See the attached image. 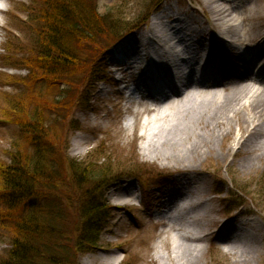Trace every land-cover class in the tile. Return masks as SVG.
Returning <instances> with one entry per match:
<instances>
[{
    "label": "bare ground",
    "instance_id": "6f19581e",
    "mask_svg": "<svg viewBox=\"0 0 264 264\" xmlns=\"http://www.w3.org/2000/svg\"><path fill=\"white\" fill-rule=\"evenodd\" d=\"M5 2L0 0V28L1 15L8 12ZM200 2L166 3L146 27L124 36L111 61L122 74L123 88L134 85L126 92L137 103L134 118L153 113L160 100L168 101L163 123L148 137L143 151L177 170L159 199L162 210H167L156 221L178 230L180 236V243L166 252V264H196L200 252L196 242L211 235L236 261L246 263L261 253L263 228L254 217L239 212L212 232L213 198L196 166L215 154L219 142L221 161L231 151V162L241 169L264 165V5L257 0ZM32 4L33 0L18 4L28 16L27 26L32 24L28 22ZM11 44L17 45L11 48L15 55L26 46L20 40ZM233 130L236 137L227 144ZM80 143L78 139L76 146ZM114 191L112 198L119 206L134 196L129 184ZM118 260L115 256L109 264Z\"/></svg>",
    "mask_w": 264,
    "mask_h": 264
},
{
    "label": "trees",
    "instance_id": "16d2710c",
    "mask_svg": "<svg viewBox=\"0 0 264 264\" xmlns=\"http://www.w3.org/2000/svg\"><path fill=\"white\" fill-rule=\"evenodd\" d=\"M31 10L27 29L32 40L20 49L21 56L11 51L17 45L7 46L9 57L28 69L18 79L27 93L5 92L0 108V119L14 124L19 135L16 152H8L10 161L0 162V229L12 236L4 264H78L79 254L97 245L106 216L105 190L125 175L138 176L142 184L153 175L71 159L67 130L55 133V126L62 111L89 101L81 88L96 76V60L135 26L111 22L107 13L97 12L96 0H33ZM36 82L45 94L32 93ZM59 86L64 89L53 93ZM47 112L57 118L46 120ZM33 144L29 154L27 147ZM47 196L52 199L49 211L36 212L39 200Z\"/></svg>",
    "mask_w": 264,
    "mask_h": 264
},
{
    "label": "rangeland",
    "instance_id": "374dc122",
    "mask_svg": "<svg viewBox=\"0 0 264 264\" xmlns=\"http://www.w3.org/2000/svg\"><path fill=\"white\" fill-rule=\"evenodd\" d=\"M30 1L15 0V3L13 0H6L3 4L8 12L1 15L4 27L0 28V79L6 78L11 82L0 81V108L4 92L14 95L27 93L22 82H18V79L25 77L26 68L18 69L19 71L11 68L15 67L13 64L20 63V61L9 56L2 57V46L5 45L8 36L13 39V42L20 40L27 44L29 40H32L27 25L24 23L28 16L25 12L24 14L20 12V5H18L21 2L29 3ZM96 1L97 12L107 13V19L111 22L119 19L127 24L131 23L130 26L138 25L137 21L147 16L149 23L151 16L162 9L166 3L173 5H177V3L189 5L194 1L201 3L200 0ZM159 1L161 2L158 7L154 9V4ZM257 1L264 5V0ZM238 10L240 11V9ZM198 17L200 20L203 19L202 16ZM32 21L34 20L32 19ZM99 65L106 72V77L102 81L96 82L94 76H90L87 78L88 81L86 80L87 83L85 81L81 88V91L85 88L86 93L89 91L88 107L78 104L69 113L62 111L59 118L51 112H47L45 118L48 121L58 119L59 126H55V133H64L67 130L69 158L81 162L88 158L94 166L119 167L125 172H134L135 174L143 171L147 176L153 175V177L145 184L132 179L134 196L128 199L126 207L116 205L112 194L118 186L126 184L127 178L113 183L104 192L103 199L107 205L106 219L99 233L97 245L91 251L79 254L78 264H109L115 256L119 258L118 264H166L164 259L166 252L180 243V236L178 230L170 226L165 227L162 225L163 222L156 223V221L159 219L158 214L167 210V208L162 210L159 199L166 192V187L172 182V175L177 173V170L174 165L167 164L161 158L154 159L153 154L144 155L143 151L148 137L153 136L154 133L157 134L160 129L164 120L161 117L164 116L163 112L168 107V101L160 100L157 105H154L156 110L153 113H139L134 118L137 103L128 99L125 94H121L120 87L114 84L112 77L114 64L110 57H107ZM43 88L42 83L36 82L33 85L32 93L42 92L45 94V88ZM60 89L62 90L64 87H55L52 91L54 93ZM83 97L85 96L83 95ZM148 99L150 103H153L154 100ZM46 100H50V98ZM32 109L33 107H30L29 112ZM141 109L139 107V110ZM71 119L74 120L72 125L70 124ZM232 132L227 144H232L236 137L237 131L233 130ZM18 139L19 135L15 125L7 121H0V162L8 163L10 161L8 152H16L15 145L19 143H16ZM78 139H81V143L76 146ZM219 143L215 145V154L202 159L196 166L198 170H201V175L207 179L208 194L210 198H213L211 205L215 209V222L210 224V228L212 232H215L221 227L220 223L223 220L234 218L241 212L242 215L254 217L263 228L264 233V165L256 164L255 168L249 170L241 169L231 162L233 160L231 151L225 160L221 161L218 156L220 153ZM34 149V144L27 147L29 154ZM107 157L110 159L107 160ZM162 175L166 177L164 180L159 179ZM222 189L224 193L215 194V191ZM60 199L63 200V197ZM50 200L52 199L48 196L41 198L36 212L49 211L47 207L51 206ZM225 206L228 207V213L224 209ZM69 218L70 212L65 211V219ZM180 225L184 227L182 223ZM182 230L183 228L181 232ZM215 237V235H211L205 240L196 242L200 248L196 264H264V238L261 253L258 256H252L246 263H241L218 246ZM10 243H12V236L0 229V264H4L7 260ZM202 248H205L204 251Z\"/></svg>",
    "mask_w": 264,
    "mask_h": 264
}]
</instances>
